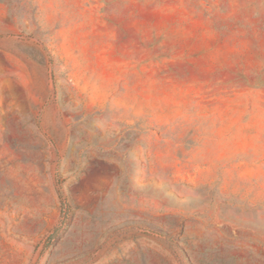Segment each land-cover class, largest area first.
Listing matches in <instances>:
<instances>
[{
    "label": "rangeland",
    "instance_id": "rangeland-1",
    "mask_svg": "<svg viewBox=\"0 0 264 264\" xmlns=\"http://www.w3.org/2000/svg\"><path fill=\"white\" fill-rule=\"evenodd\" d=\"M0 264H264V0H0Z\"/></svg>",
    "mask_w": 264,
    "mask_h": 264
}]
</instances>
